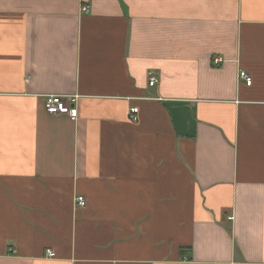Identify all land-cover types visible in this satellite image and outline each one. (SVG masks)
Masks as SVG:
<instances>
[{"label":"crops","instance_id":"0c3cea01","mask_svg":"<svg viewBox=\"0 0 264 264\" xmlns=\"http://www.w3.org/2000/svg\"><path fill=\"white\" fill-rule=\"evenodd\" d=\"M0 264H264V0H0Z\"/></svg>","mask_w":264,"mask_h":264},{"label":"built area","instance_id":"2783aa9c","mask_svg":"<svg viewBox=\"0 0 264 264\" xmlns=\"http://www.w3.org/2000/svg\"><path fill=\"white\" fill-rule=\"evenodd\" d=\"M82 9L84 11H89V6H83ZM221 59H216L215 62H221ZM240 79L246 81L248 85L252 84V77L247 74L244 70H240L239 73ZM157 83V77L154 75L153 72H150L149 84L154 85ZM45 107L48 113L50 114H67L71 119L77 120L78 119V107L76 104V97L72 96H63L61 94H50L46 96L45 100ZM130 116L133 120L138 119L139 108L138 107H130L129 109ZM76 204L78 206H85L86 200L83 196L76 197ZM229 220L233 219V216L228 217ZM46 254L48 257H54L56 255L53 249H47Z\"/></svg>","mask_w":264,"mask_h":264}]
</instances>
